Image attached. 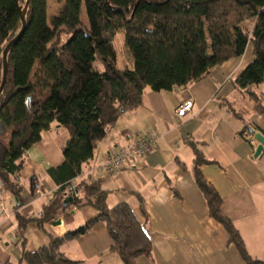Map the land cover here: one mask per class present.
Returning a JSON list of instances; mask_svg holds the SVG:
<instances>
[{
    "label": "trees",
    "instance_id": "obj_1",
    "mask_svg": "<svg viewBox=\"0 0 264 264\" xmlns=\"http://www.w3.org/2000/svg\"><path fill=\"white\" fill-rule=\"evenodd\" d=\"M27 1L26 28L7 54L0 94V180L19 199L16 177L25 153L52 124L67 131L63 162L46 171L58 190L43 209L41 223L66 217L61 193L119 117L141 104L146 89L161 93L199 83L213 68L242 57L250 45L252 61L233 84L252 113L264 116V0H60L51 15L47 0ZM25 3L0 0V84L3 51L21 29L19 9ZM245 23L251 27L245 29ZM119 34L131 68L117 67L113 40ZM96 63L102 71L95 70ZM194 158L195 184L209 216L223 227L245 264H264L247 253L239 232L222 213L220 196L201 174L203 156L195 151ZM106 196L98 181L74 187L70 205L91 207L97 215L62 238L50 237L47 247L24 252L23 261L72 264L60 245L85 235L98 222L105 224L110 251L123 264L150 258L143 224L125 204L108 208Z\"/></svg>",
    "mask_w": 264,
    "mask_h": 264
},
{
    "label": "crops",
    "instance_id": "obj_2",
    "mask_svg": "<svg viewBox=\"0 0 264 264\" xmlns=\"http://www.w3.org/2000/svg\"><path fill=\"white\" fill-rule=\"evenodd\" d=\"M250 55L213 68L209 78L185 88L161 93L146 89L141 104L119 117L71 182L79 187L98 181L107 193L108 208L125 204L131 209L151 243V257H141L137 264H245L229 245L223 227L208 214L195 184V151L206 161L201 174L220 196L221 211L239 232L247 253L264 261V146L254 158L258 143L249 133L264 138V116L252 113L233 84L252 61ZM188 100L193 102L191 111L177 117ZM135 134L156 135L155 150L135 168L104 174L101 167L107 154L126 146V136ZM67 140V131L52 124L25 153L24 167L16 177L19 199L4 193L0 264H26L24 252L47 247L50 237L62 238L97 215L91 207L69 204L66 217L40 222L58 190L46 171L63 162L61 149ZM77 194L83 199L81 188ZM57 220L60 224L52 226ZM110 246L105 224L98 222L85 235L64 241L59 251L72 264H123Z\"/></svg>",
    "mask_w": 264,
    "mask_h": 264
},
{
    "label": "built area",
    "instance_id": "obj_3",
    "mask_svg": "<svg viewBox=\"0 0 264 264\" xmlns=\"http://www.w3.org/2000/svg\"><path fill=\"white\" fill-rule=\"evenodd\" d=\"M192 100L181 104L176 112L179 118L184 117L192 109ZM127 145L117 147L107 154L106 161L101 167L102 172L107 175L122 174L129 169L135 168L136 163L145 156L151 154L156 148V135L140 137L139 135H127ZM74 186L69 185L62 193L61 200L65 201L71 197ZM5 189L0 180V221L5 215Z\"/></svg>",
    "mask_w": 264,
    "mask_h": 264
},
{
    "label": "water",
    "instance_id": "obj_4",
    "mask_svg": "<svg viewBox=\"0 0 264 264\" xmlns=\"http://www.w3.org/2000/svg\"><path fill=\"white\" fill-rule=\"evenodd\" d=\"M17 2V0H15ZM27 7H28V1L26 0V3L23 7L22 10L19 9V18H20V22H21V29L18 32V34L15 36V38H13L5 47L4 51H3V55H2V80H1V84H0V94L2 93L5 83H6V77H7V54L10 50V48L16 44L21 36L23 35L25 28H26V21H25V14L27 11ZM249 133L251 135L254 136L255 141L258 143V146L255 150L254 153V158L259 157V155L261 154L262 150H263V146H264V138L261 134L259 133H254L252 130H249ZM72 202V197L68 198L67 200L62 202L63 207H67L68 204H70ZM60 224V221L57 220L56 222L52 223V226H57Z\"/></svg>",
    "mask_w": 264,
    "mask_h": 264
},
{
    "label": "rangeland",
    "instance_id": "obj_5",
    "mask_svg": "<svg viewBox=\"0 0 264 264\" xmlns=\"http://www.w3.org/2000/svg\"><path fill=\"white\" fill-rule=\"evenodd\" d=\"M60 0H47V6H48V15H51L52 13H54L56 11L57 5L59 3ZM82 18L85 20V15L84 12H82ZM245 29L246 28H250L251 27V23H245L242 25ZM113 45L115 47V50L117 52V67L120 69H124V68H131L132 66V62L131 60L129 61L128 57L126 56V53L123 50V39L122 36L119 34L115 37V39L113 40ZM247 50V51H246ZM245 50V55L251 56V46L249 45ZM95 70L97 71H102L103 68L100 64L96 63L95 64Z\"/></svg>",
    "mask_w": 264,
    "mask_h": 264
}]
</instances>
